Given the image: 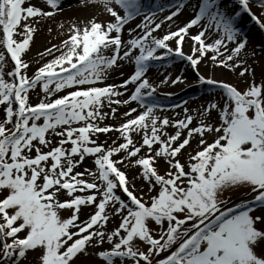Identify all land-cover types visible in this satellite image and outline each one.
Masks as SVG:
<instances>
[{
  "label": "snow or ice",
  "instance_id": "snow-or-ice-1",
  "mask_svg": "<svg viewBox=\"0 0 264 264\" xmlns=\"http://www.w3.org/2000/svg\"><path fill=\"white\" fill-rule=\"evenodd\" d=\"M99 3L108 18L71 23L59 45L43 50L49 59L29 74L27 52L37 24L60 12L61 0H43L44 6L0 0V264H84L105 240L110 247L96 255L106 264L116 258L132 264H264V78L238 90L199 69L211 62L244 65L241 76L252 71L240 59L248 41L239 20L246 13L264 30V14L253 11L251 0H177L160 21L151 10L141 11L142 0ZM257 3L264 8V0ZM185 7L190 19L155 34ZM135 17L140 20L132 26ZM169 56L187 61L199 83L221 90L222 104L209 100L200 113L218 111L219 125L191 126L192 115L155 113L158 105L146 98L156 88L146 73L150 61ZM122 60L134 62V70L107 83ZM183 81L165 76L161 83ZM121 105L126 110L118 125H104ZM112 130L121 142L93 138ZM133 133L141 141L134 142ZM206 133H215L210 142ZM193 134L198 146L182 163L178 154ZM86 157L94 168L75 171ZM159 160L167 164L163 173ZM121 164L139 166V194L137 176L129 178ZM233 189L249 198L229 206L225 193ZM116 215L118 226L105 231Z\"/></svg>",
  "mask_w": 264,
  "mask_h": 264
},
{
  "label": "rangeland",
  "instance_id": "rangeland-1",
  "mask_svg": "<svg viewBox=\"0 0 264 264\" xmlns=\"http://www.w3.org/2000/svg\"><path fill=\"white\" fill-rule=\"evenodd\" d=\"M75 3H79V0H75ZM164 2L166 4H164L163 6L165 7L167 4L168 5H172V3H174L177 0H143V7L142 10L145 9V11L147 10H151L152 12H155L157 10H159V8L161 7H157L156 4L159 2ZM252 5L253 4H258L257 0H251ZM264 14V13H263ZM79 17L83 16V11L79 12L78 14ZM239 24L242 34L243 35H255V36H260L258 37L260 42L262 41L263 43L257 42L254 47H253V52L255 53V55L251 54V58H250V64L247 66L249 69H251L252 71H249L247 73H245L243 76L240 75L241 70H231L228 71L226 73H221V74H216L215 75V79L218 80H222L225 81L227 83H231L233 86L237 87L238 90H243L247 87L248 83L251 82L252 79H255L257 82H260L262 80V78H264V30H261L259 28V26L256 24L255 21H253L246 13H244L242 15V18L239 20ZM40 38V33L35 32L34 33V38L33 41L30 44V51L27 52V59L30 60L32 63L30 64L29 67V74H31L34 69L36 67L39 66V64L43 63L44 61H46L47 59H49L48 56H43V50L45 48L50 47L52 44H50L49 41H47L48 39L45 38V41L47 42L45 44V47L43 48H38L35 45V42L38 41V39ZM60 41H57L53 44H57L59 45ZM180 59L177 56L175 58L174 62H179ZM166 62V58H161L160 60H153L150 61L149 67L152 68H160L161 66H163ZM10 70L8 68V66L5 67V71ZM254 73V75H253ZM180 75L182 77H184V81L182 83H186L185 86L182 87L181 91L178 92H170V93H166L165 95L161 96V103L160 106H158L156 109H154L155 113L159 116H164L167 115L169 116L170 119H176V118H183L185 115H192L193 116V121H192V125L191 126H196L198 123L203 122V123H213L214 125H219V123H221V121L219 120V113L218 111L213 110L210 114V116L208 115H201L200 113H198L197 116H195L192 113H185V112H180V110H178V107L181 105L182 102L184 101H190V100H196L197 98H199L200 96H206L207 97V101L209 100H215L218 104H222V99H221V90L216 88L213 85H209L206 83H199L198 80V75L196 74V72L194 70L191 69H186L183 71H180L178 74H176L175 76ZM150 81L155 84L157 82V79H155L154 77H149ZM175 78V77H174ZM180 82H178L175 85H180L182 84ZM31 99L33 102L37 101V95L36 92H32L31 93ZM148 98H146V100H148ZM206 106V104L204 105ZM106 111V110H105ZM123 112V110H118L117 113L115 114V116L110 117V118H106L102 123L104 125H115L117 123H119L123 117L121 116V113ZM2 106H0V116H2ZM111 122L113 124H111ZM175 128L174 127H167L166 131L169 134H174L175 132ZM182 135H186V131L182 132ZM215 133L213 134H207L206 133V138L207 140L210 142L213 137H214ZM119 137V133L116 132L115 130L110 131L109 133H98L96 134V136H94V139H97V143H101V142H105L107 144H111L113 140H116L117 143L121 142V139L118 138ZM55 139V137H54ZM133 139L134 142L137 141H141V137L135 133H133ZM198 140H199V136L197 134H193V137L190 139V144L188 146H185V149L182 150L181 154L179 155V159L181 160L182 163L186 162L188 159L189 154H192L193 151L197 148L198 146ZM143 151V150H142ZM119 155H123V153L121 154H117V158ZM132 159V158H129ZM121 168L123 170L126 171V175L129 176V178H131L133 175L137 176V179L135 180V183L138 186L137 189V194H139L140 192V184H141V179L139 178V166L136 165H127V164H121L120 165ZM87 167L89 169L94 168L93 165V159L92 157H86V159L82 162L81 165L77 166L75 168V171H84V168ZM157 167L158 170L163 173L166 169H167V164L166 162L159 160L157 161ZM87 179L91 180V177H87ZM97 183H99V181H96ZM143 191L145 193V198H147L148 196V192H147V184L145 183L143 186ZM248 193L245 191H242L240 189H233L231 192H226L225 193V198H227L229 200V206H231L232 204L235 203H239L245 199H248L249 196ZM246 197V198H245ZM64 198H68L66 195ZM239 199V200H237ZM84 211H87V209L85 208ZM61 215L63 217H67L69 215V213L65 210H61ZM81 218L83 219V213L81 214ZM119 223V216H110L109 221L103 225V228L105 231L111 230L114 227L118 226ZM153 227H157L155 226L154 222H153ZM139 246V244H138ZM110 247V245L107 243V241L105 240L104 244L101 246H97L95 249L90 250V254L88 256V258L86 260H84V264H106V262L103 260V258H100L98 255H96V253L98 251H102L105 249H108ZM163 255V254H162ZM30 259H32L33 257H29ZM162 258V256H161ZM123 259V264H132V261L127 259V258H116L114 261V264H121V260Z\"/></svg>",
  "mask_w": 264,
  "mask_h": 264
},
{
  "label": "bare ground",
  "instance_id": "bare-ground-1",
  "mask_svg": "<svg viewBox=\"0 0 264 264\" xmlns=\"http://www.w3.org/2000/svg\"><path fill=\"white\" fill-rule=\"evenodd\" d=\"M173 1V0H172ZM35 4L38 6H44L43 0H33ZM75 0H61V11L58 13H54L51 18H45L41 17L40 22L37 24L36 31L40 33V38L38 39L37 42H35L36 47L38 48H43L45 47V44L47 43L45 41V38H47L50 42V44H53L57 41H60L61 39L66 37V34L68 32V28L71 23L80 21V22H85L88 19H90L92 16L97 17L99 20H106L107 14L103 12V7L99 3V0H91L87 4V6H83L81 4L75 3ZM143 2V0H142ZM174 2V1H173ZM191 2V0H189ZM177 3L175 1L172 3V5H166L165 7L163 6L164 3L159 2L156 4L157 7L163 6L164 11L157 10L154 13H156L158 20L163 21V18L165 15L168 14V11L171 10V7L174 6ZM252 9L254 12L263 14L264 13V8H261L259 4H253ZM83 11V16L79 17L78 14L79 12ZM141 11H145L141 9ZM147 11V10H146ZM122 14V13H121ZM191 9L185 7L182 12L174 18V21L172 23L169 22H164L162 24L161 29L157 30L155 33L157 36L162 35L164 32L168 30H175V27L177 24H180L182 21L186 22L188 19L191 18ZM140 17H135L133 21L130 22V25L134 26L135 23L139 22ZM240 23V22H239ZM241 24H239L240 27ZM127 27V26H126ZM51 30V31H49ZM197 31L196 27H193L191 29L192 33H195ZM247 38V47L241 51L240 53V59H242L246 66L250 64V58L251 54L253 53V47L257 42H260L259 38L260 36H255V35H244ZM129 34L125 30L123 33V39L127 40L129 39ZM189 43L190 42H185L183 45V50L187 53L189 51ZM260 43H263L262 41ZM233 45H229V47H232ZM158 50V53L159 54ZM105 54H108L107 52ZM136 54H138V50H136ZM177 56H169L166 58V62L163 66L160 68H152L149 67L148 71L146 73L149 81V77H154L157 79V82L154 85L156 88V92L152 97H149L148 101L149 102H154L156 105L160 106L161 103V96L165 95L166 93L170 92H178L181 91L182 87L186 85V83H182L180 85H173L170 82L168 83H161V80L164 79L165 76L169 77V81L171 79H174L175 75L178 74L180 71L186 70V69H191L193 70L189 63L183 59H181L179 56L180 61L179 62H174L175 58ZM119 67H114L112 70L109 72V79L106 81L107 83H119L120 80L123 78H126L127 75H129L133 70H134V62H129V61H119ZM244 65H237L234 68H225L224 66L221 65H213L211 62L205 64L201 63L199 65L200 73L202 75H205V77H213L215 78L216 74H221V73H226L231 70H242V67ZM123 72L124 76H121L120 73ZM199 78V77H198ZM151 82V81H150ZM124 97H121L123 99ZM207 97L206 96H200L196 100H190V101H184L181 103V105L178 107V110L180 112H184V109L187 108L189 111L188 113H192L195 116L198 115V113H201L203 111L202 106L206 104ZM115 106V105H113ZM131 107H136L135 102H130ZM108 111V109H105ZM118 110H123L125 111V107L123 105L118 106ZM139 110V109H138ZM114 123V122H113ZM111 122V124H113ZM115 125H118L115 124Z\"/></svg>",
  "mask_w": 264,
  "mask_h": 264
},
{
  "label": "water",
  "instance_id": "water-1",
  "mask_svg": "<svg viewBox=\"0 0 264 264\" xmlns=\"http://www.w3.org/2000/svg\"><path fill=\"white\" fill-rule=\"evenodd\" d=\"M248 197V196H247ZM246 198V197H245ZM237 200H239V199H237Z\"/></svg>",
  "mask_w": 264,
  "mask_h": 264
}]
</instances>
